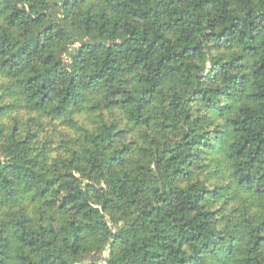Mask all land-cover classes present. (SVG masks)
I'll return each instance as SVG.
<instances>
[{
  "label": "trees",
  "instance_id": "16d2710c",
  "mask_svg": "<svg viewBox=\"0 0 264 264\" xmlns=\"http://www.w3.org/2000/svg\"><path fill=\"white\" fill-rule=\"evenodd\" d=\"M0 264H264V0H0Z\"/></svg>",
  "mask_w": 264,
  "mask_h": 264
}]
</instances>
